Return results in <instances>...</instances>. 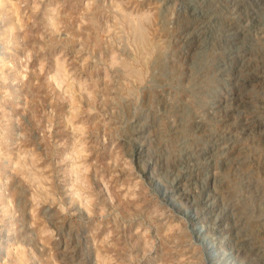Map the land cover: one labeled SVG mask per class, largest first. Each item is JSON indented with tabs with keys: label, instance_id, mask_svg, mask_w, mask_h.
Returning a JSON list of instances; mask_svg holds the SVG:
<instances>
[{
	"label": "rangeland",
	"instance_id": "rangeland-1",
	"mask_svg": "<svg viewBox=\"0 0 264 264\" xmlns=\"http://www.w3.org/2000/svg\"><path fill=\"white\" fill-rule=\"evenodd\" d=\"M263 125L264 0H0V264H264Z\"/></svg>",
	"mask_w": 264,
	"mask_h": 264
},
{
	"label": "bare ground",
	"instance_id": "bare-ground-1",
	"mask_svg": "<svg viewBox=\"0 0 264 264\" xmlns=\"http://www.w3.org/2000/svg\"><path fill=\"white\" fill-rule=\"evenodd\" d=\"M230 20V19H229ZM233 22V21H232ZM230 23V22H229ZM230 25V24H229ZM133 27V26H132ZM139 27V26H138ZM140 30V29H139ZM138 30V31H139ZM138 33V32H137ZM140 33V32H139ZM138 36V35H137ZM139 38V37H138ZM141 38H142V36H141ZM194 40V39H193ZM262 122V121H261ZM264 126V125H263ZM185 179V178H184ZM188 182V181H187ZM178 185V184H177ZM181 188V187H180ZM168 193V192H167ZM164 194V193H163ZM189 217V216H188ZM191 218V217H190ZM204 230V227H202V226H200V227H198V229H196V232L197 233H199V234H201L202 233V231ZM209 231V230H208ZM202 240L204 241V242H207V243H210V240H209V238H208V236L207 235H203V237H202ZM211 244V243H210ZM211 246H212V244H211ZM211 255H215V254H212L211 253ZM210 255V256H211ZM216 256V255H215ZM216 258L220 261V260H222L223 259V257H222V255H220L219 257H217L216 256Z\"/></svg>",
	"mask_w": 264,
	"mask_h": 264
}]
</instances>
